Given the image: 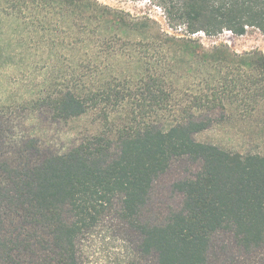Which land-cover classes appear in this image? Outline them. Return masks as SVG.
<instances>
[{
  "label": "trees",
  "instance_id": "1",
  "mask_svg": "<svg viewBox=\"0 0 264 264\" xmlns=\"http://www.w3.org/2000/svg\"><path fill=\"white\" fill-rule=\"evenodd\" d=\"M161 5L185 33L97 0H0L19 45L47 53L41 88L19 106L90 123L57 147L0 109V264H82V240L104 225L128 244L125 264H212L226 247L255 262L264 250V138H197L264 106V54L194 37L264 32V0ZM178 163L180 201L158 211L156 184Z\"/></svg>",
  "mask_w": 264,
  "mask_h": 264
},
{
  "label": "rangeland",
  "instance_id": "2",
  "mask_svg": "<svg viewBox=\"0 0 264 264\" xmlns=\"http://www.w3.org/2000/svg\"><path fill=\"white\" fill-rule=\"evenodd\" d=\"M112 8L124 10L134 17L148 16L156 19L163 30L185 33L182 29H171L167 23V17L162 0H97ZM18 22L7 14L0 12V109H10L14 114L12 118L18 123L20 130L35 132L36 135L56 144L69 140L76 132L89 127L87 117L72 120L64 124H51L48 119H31V112L23 108L20 103L25 98L37 94L43 81L47 53L39 52L35 57L33 52L26 47L27 41L19 45L21 39L18 35ZM198 32L194 34L204 46L210 47L220 42L228 45L237 53L260 51L264 54V32L254 26H247L245 33L227 35L224 31L216 36H207ZM31 119V120H30ZM240 119V120H239ZM246 120V121H243ZM241 119H231L223 128L215 127L203 131L197 135L202 141H211L225 147L240 148L243 141L255 137L264 138V106L250 116ZM259 145L258 150L264 149ZM253 149H257L253 147ZM188 166L183 163L174 165L167 174L162 176L154 189L152 200L153 208L165 211L176 206L180 201V195L171 189L172 182L184 173ZM128 244L123 242V235L116 231L108 230V225L99 226L87 235L81 242L80 252L82 264H125L129 254L126 248ZM225 253V254H224ZM235 258V264H264V250L255 259L249 261L240 250L226 247L220 260L212 257V264H223L225 260Z\"/></svg>",
  "mask_w": 264,
  "mask_h": 264
},
{
  "label": "built area",
  "instance_id": "3",
  "mask_svg": "<svg viewBox=\"0 0 264 264\" xmlns=\"http://www.w3.org/2000/svg\"><path fill=\"white\" fill-rule=\"evenodd\" d=\"M224 32H225L227 35H232V34H233V32H232L231 30H224ZM202 34H204V33H202Z\"/></svg>",
  "mask_w": 264,
  "mask_h": 264
}]
</instances>
